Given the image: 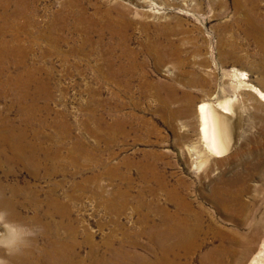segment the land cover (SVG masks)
I'll return each instance as SVG.
<instances>
[{
    "label": "rangeland",
    "instance_id": "374dc122",
    "mask_svg": "<svg viewBox=\"0 0 264 264\" xmlns=\"http://www.w3.org/2000/svg\"><path fill=\"white\" fill-rule=\"evenodd\" d=\"M259 28L264 0H0V51L15 53L17 84L43 108L44 144L62 154L56 174L34 177L18 165L11 178L44 190L62 184L81 264H138L143 215L176 213L180 202L186 213H204L205 230L190 255L172 259L218 264L223 243L248 230L226 201L214 200L218 187L243 190L249 221L264 224ZM228 100L237 107L228 114L231 141L216 153L201 106L222 111ZM158 177L174 192L159 190ZM152 249L158 259L161 249Z\"/></svg>",
    "mask_w": 264,
    "mask_h": 264
},
{
    "label": "bare ground",
    "instance_id": "6f19581e",
    "mask_svg": "<svg viewBox=\"0 0 264 264\" xmlns=\"http://www.w3.org/2000/svg\"><path fill=\"white\" fill-rule=\"evenodd\" d=\"M254 25L259 27L256 21ZM66 26L68 25H62V27ZM51 28L55 30L51 31L52 33L58 30L55 23L51 25ZM259 32L261 36H264V30L260 29ZM19 33L20 31L17 34ZM7 55L6 52L0 51V69H3V72L0 71V77L4 75V72H9L8 78L4 81L5 84L1 85L0 80V208L9 212L10 220L39 226L42 231L33 239L31 246L22 253L9 256L4 249H0V256L8 260L10 264H81L77 251L78 229L74 223L72 225L65 223L66 209L62 194L59 192L62 184L58 181L55 186L44 190L28 183L19 184L16 181L17 178L15 180L11 178L20 176L18 165H24L29 170L25 171L34 177L40 176L42 169L45 174L51 172L56 174L61 169L62 154L59 153V146V149L54 151L53 148L44 144L45 133L43 132L46 131L39 128V125L44 123L43 108L31 98L26 86L17 84L16 79L19 77L15 76L11 69L18 68L19 61L15 58V53H12L11 58ZM240 74L242 76L246 73L241 72ZM13 81L16 87H8ZM221 106L222 111L209 102H204L201 106V113L205 119V137L216 153H222L228 147L235 122H232L228 114L237 111L232 100L222 103ZM14 112H16L15 118L12 116ZM56 137L61 139L60 135ZM50 163L53 165L49 166ZM2 171L4 174H1ZM158 180H160L159 190L167 191L168 194L174 192L167 186L168 184L166 185L165 180L160 177ZM216 189L212 196L214 200L226 201L225 205H228L231 211L234 210L233 215L240 219L239 225L248 229L247 232H237L227 243L222 242L224 244L221 248L223 255L220 261L218 259V264H264V240L262 238L264 224L261 226L258 221H249V208L241 201L243 190L238 191L228 187ZM178 204L180 205L176 213H171L165 207L166 213L164 214H156L155 217L148 216L149 214L143 215L148 227L140 233L145 243L142 244L143 252L138 264H178L176 259H172L174 255L177 257L180 253L188 255V252L195 250L201 244L200 234L204 233L205 228L200 217L204 213L200 217H195L198 214L197 211L194 213L195 210L191 209L186 213L185 203ZM180 214L184 217L179 216ZM157 220L160 222L156 223ZM152 222L155 225L153 227H151ZM62 229L68 231L67 236ZM153 245L162 251V255H157L158 259H153L155 257L152 254L154 253ZM124 264H129L128 260Z\"/></svg>",
    "mask_w": 264,
    "mask_h": 264
},
{
    "label": "clouds",
    "instance_id": "9594fccd",
    "mask_svg": "<svg viewBox=\"0 0 264 264\" xmlns=\"http://www.w3.org/2000/svg\"><path fill=\"white\" fill-rule=\"evenodd\" d=\"M9 215L6 209L0 208V249L12 256L29 248L42 229L36 225L10 220ZM0 264H3V261H0Z\"/></svg>",
    "mask_w": 264,
    "mask_h": 264
}]
</instances>
